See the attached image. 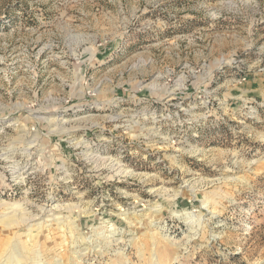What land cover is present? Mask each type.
<instances>
[{"label":"rangeland","instance_id":"rangeland-1","mask_svg":"<svg viewBox=\"0 0 264 264\" xmlns=\"http://www.w3.org/2000/svg\"><path fill=\"white\" fill-rule=\"evenodd\" d=\"M13 245L264 264V0H0L2 264Z\"/></svg>","mask_w":264,"mask_h":264},{"label":"bare ground","instance_id":"bare-ground-1","mask_svg":"<svg viewBox=\"0 0 264 264\" xmlns=\"http://www.w3.org/2000/svg\"><path fill=\"white\" fill-rule=\"evenodd\" d=\"M222 63H223V61H222ZM149 85H147V86H149V87H154L155 85H156V82H150V83H148ZM139 86H145V85H143V84H139ZM48 119V118H47ZM49 120H51V119H48V121ZM53 120V119H52ZM51 120V121H52ZM36 136V135H35ZM27 144V143H26ZM28 149V148H27ZM121 170V169H120ZM119 170V171H120ZM116 171H117V169H116ZM3 205L7 208V209H10V208H14L13 210H15L14 211V213L17 211V208H18V204L17 203H6V202H3ZM40 211H41V209H40ZM40 213V212H39ZM41 213H42V211H41ZM7 214V213H6ZM48 214V213H47ZM4 215V214H3ZM2 215V216H3ZM18 215V213H15L14 215H13V221L15 220L16 221V218L17 219H19L20 221H24L25 219H27V221L29 220L28 218H30V219H33V217L34 216H28V217H26L25 218V216H24V212H21V214L19 215V216H17ZM27 215V214H26ZM42 215H45V212H43L41 215H35V216H37V219H39L40 217H42ZM51 215H53V214H51ZM15 216V217H14ZM4 217V216H3ZM6 217V216H5ZM35 219H36V217H34ZM6 222H8V223H10V222H13L12 221V216H7L6 218ZM45 219V218H44ZM51 219V218H50ZM52 219H57L56 217H54V216H52ZM51 219V220H52ZM1 220H2V218H1ZM26 221V222H27ZM45 221H47V220H45ZM7 223V224H8ZM16 223H18V220H17V222ZM39 223H43L44 224V221H42V222H39ZM23 224V223H22ZM27 224V223H26ZM18 225V224H17ZM27 238V237H26ZM15 245H13L11 248H10V250H9V252L7 253V254H5V262H4V264H16V263H18V261L16 260V254L18 253V250L14 247ZM17 246V245H16ZM60 259V258H59ZM26 260V259H25ZM3 263V261H0V264H2ZM35 263H36V260H35Z\"/></svg>","mask_w":264,"mask_h":264},{"label":"built area","instance_id":"built-area-1","mask_svg":"<svg viewBox=\"0 0 264 264\" xmlns=\"http://www.w3.org/2000/svg\"><path fill=\"white\" fill-rule=\"evenodd\" d=\"M242 79H244V77H241Z\"/></svg>","mask_w":264,"mask_h":264}]
</instances>
